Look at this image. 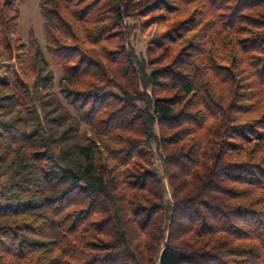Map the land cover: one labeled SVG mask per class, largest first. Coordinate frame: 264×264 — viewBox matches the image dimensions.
Here are the masks:
<instances>
[{"label": "trees", "instance_id": "16d2710c", "mask_svg": "<svg viewBox=\"0 0 264 264\" xmlns=\"http://www.w3.org/2000/svg\"><path fill=\"white\" fill-rule=\"evenodd\" d=\"M18 2L0 0V264H264V0H41L59 92Z\"/></svg>", "mask_w": 264, "mask_h": 264}, {"label": "rangeland", "instance_id": "374dc122", "mask_svg": "<svg viewBox=\"0 0 264 264\" xmlns=\"http://www.w3.org/2000/svg\"><path fill=\"white\" fill-rule=\"evenodd\" d=\"M41 0H19L18 10L19 19L17 26L18 35L25 41H27L30 32L34 33L35 38L38 40L45 57L49 63V66L54 70L55 81L53 85V90L59 92V83L62 77V70L58 63L47 53L46 51V35L44 30L45 19L40 11L39 3ZM129 24H133V21H128ZM152 37V30L148 32H141L135 30L129 40L131 46L134 50L143 54L148 41ZM153 167L161 171L160 161L155 156L153 158Z\"/></svg>", "mask_w": 264, "mask_h": 264}]
</instances>
